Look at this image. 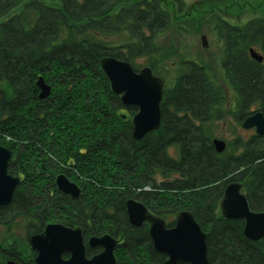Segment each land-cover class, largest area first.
<instances>
[{
    "label": "trees",
    "instance_id": "1",
    "mask_svg": "<svg viewBox=\"0 0 264 264\" xmlns=\"http://www.w3.org/2000/svg\"><path fill=\"white\" fill-rule=\"evenodd\" d=\"M164 1L0 0V145L12 152L8 170L21 179L0 210V264H35L27 241L49 224L79 228L85 242L119 239L116 264H161L148 227L129 224L128 200L169 228L179 212H190L207 235L210 264H264V239L247 240L244 222L219 210L226 186L236 182L250 209L264 212V137H237L221 154L212 144L225 118L239 128L253 106L264 115V17L234 25L212 16L224 89L194 61L176 68L153 62L161 53L156 39L171 25ZM119 34L126 40L113 43ZM252 48L262 63L251 59ZM104 57L150 68L164 83L160 126L140 141L130 125L136 109L111 92ZM40 77L51 89L45 101ZM59 175L79 188V200L57 192ZM15 226L23 238L12 236ZM99 252L86 245L87 257Z\"/></svg>",
    "mask_w": 264,
    "mask_h": 264
},
{
    "label": "water",
    "instance_id": "2",
    "mask_svg": "<svg viewBox=\"0 0 264 264\" xmlns=\"http://www.w3.org/2000/svg\"><path fill=\"white\" fill-rule=\"evenodd\" d=\"M201 45L207 47L205 36L201 37ZM249 55L255 62L262 63L263 57L254 49L249 50ZM100 68L109 81L111 92L120 98L122 106L136 109L130 124L132 138L140 141L148 133L158 130L164 83L153 76L150 68L135 71L131 63L113 57L102 58ZM36 87L39 89V101L49 98L51 89L41 77ZM241 127L244 130L255 129L256 136L264 137L263 114L253 113L244 120ZM212 144L218 154L225 151L224 141L214 139ZM10 160V151L0 145V208L11 203L13 193L20 184L19 178L7 174ZM55 185L64 196L71 199L80 196L79 188L63 175L56 177ZM219 209L223 219L244 222V238L252 242L264 239V212L250 209L240 183L233 182L226 186ZM126 213L132 227L148 225L154 252L165 256L161 264H210L207 259V235L190 212H179L172 228H168L161 218L134 200L126 202ZM117 243L109 235L89 238L87 247L101 251L88 258L81 230L61 224L46 225L41 233L31 235L28 239L29 249L36 254L35 264H116L114 250ZM65 256L68 258L65 259ZM6 264L14 263L9 261Z\"/></svg>",
    "mask_w": 264,
    "mask_h": 264
},
{
    "label": "rangeland",
    "instance_id": "3",
    "mask_svg": "<svg viewBox=\"0 0 264 264\" xmlns=\"http://www.w3.org/2000/svg\"><path fill=\"white\" fill-rule=\"evenodd\" d=\"M182 2L180 10L176 7L177 4L169 0L164 1L162 5L171 13V25L156 39L161 53L153 59V62L176 68L182 59L194 61L202 65L212 80L225 89L219 65L220 45L214 37L211 18L214 14H218L231 24L242 25L250 19L264 17V0H183ZM16 12L17 10L13 13ZM204 35L207 41L206 48L201 45V37ZM124 40H126L124 34L111 38L115 44ZM257 51L260 52L259 49ZM135 63L141 67L147 66L145 58H137ZM0 89H6L5 85L0 83ZM250 111L252 112L253 108ZM217 127L219 129L215 133L216 138L224 142L237 137L243 141L250 138V135L238 128L229 117L220 121ZM3 234L1 229L0 235ZM12 236L23 238V228L15 226Z\"/></svg>",
    "mask_w": 264,
    "mask_h": 264
},
{
    "label": "flooded vegetation",
    "instance_id": "4",
    "mask_svg": "<svg viewBox=\"0 0 264 264\" xmlns=\"http://www.w3.org/2000/svg\"><path fill=\"white\" fill-rule=\"evenodd\" d=\"M252 108H253V111H252V112L250 111V114H249L246 118H248L249 116H251L254 112L259 111V108H256V106H253ZM262 114H263V113H262ZM263 116H264V115H263ZM246 118H245V119H246ZM245 119H244V120H245ZM244 120L242 121V123L244 122ZM241 125H242V124H241ZM240 128H241V130H242L244 133L249 134L250 137H251V136H256V135H255V129L244 130V129H242L241 126H240ZM10 153H11V160H12V156H13V155H12V152H11V151H10ZM11 160H10V161H11ZM9 163H10V162H9ZM8 166H9V164H8ZM7 174L10 175L11 177L19 178V177H18V176H19L18 174H17L18 176H17V175H13V174H11V173L9 172V170H8V167H7ZM56 177H57V176H56ZM56 177H55V179H56ZM47 179H49V181H50L51 178H48V177H47ZM19 180H20V183H21V179H20V178H19ZM71 183H72V182H71ZM54 184H55V180H54ZM19 185H20V184H19ZM18 187H19V186H18ZM18 187H17V188H18ZM55 187H56V185H55ZM17 188H16V190H17ZM16 190L14 191L13 196H14ZM56 190H57V189H56ZM57 192H58V191H57ZM58 193H59V192H58ZM59 194H60V193H59ZM61 195H62V194H61ZM80 195H81V193H80ZM63 196H64V195H63ZM66 197H67V196H66ZM79 197H80V196H79ZM79 197H78L77 199H71V198H69V197H68V198H69L70 201L73 202V201H77V200H79ZM12 201H13V197H12ZM12 201H11V203H12ZM11 203H10V204H11ZM10 204H9V205H10ZM9 205H8V206H9ZM8 206H6V207H2V208H0V210L5 209V208H7ZM149 212H150V211H149ZM150 213L153 214L152 212H150ZM153 215H154V214H153ZM0 230H1V229H0ZM82 236H83V235H82ZM83 239H84V238H83ZM116 240H117V242H118V243H117V245H118V244H119V239H116ZM86 243H87V242H85V240H84V244H85V245H86ZM117 245H116V246H117ZM115 248H116V247H115ZM27 249H28L29 252L34 253L33 251H31V250L29 249L28 241H27ZM100 251H101V250H100ZM85 252H86V250H85ZM99 253H100V252H99ZM34 254H35V253H34ZM97 254H98V253H97ZM85 255H86V254H85ZM95 255H96V254H95ZM35 257H36V254H35ZM67 258H68V256H65V259H67ZM88 258H90V257H88ZM34 259H35V258H34ZM9 261H12L14 264H17V262H16L15 260H8V261L5 262V264H6L7 262H9Z\"/></svg>",
    "mask_w": 264,
    "mask_h": 264
}]
</instances>
